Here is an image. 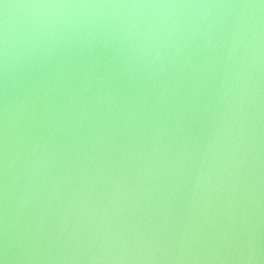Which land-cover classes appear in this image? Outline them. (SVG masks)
Masks as SVG:
<instances>
[{
    "label": "water",
    "instance_id": "1",
    "mask_svg": "<svg viewBox=\"0 0 264 264\" xmlns=\"http://www.w3.org/2000/svg\"><path fill=\"white\" fill-rule=\"evenodd\" d=\"M0 264H264V0H0Z\"/></svg>",
    "mask_w": 264,
    "mask_h": 264
}]
</instances>
